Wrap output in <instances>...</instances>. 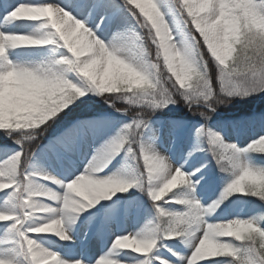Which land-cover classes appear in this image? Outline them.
<instances>
[{
    "label": "snow or ice",
    "instance_id": "obj_1",
    "mask_svg": "<svg viewBox=\"0 0 264 264\" xmlns=\"http://www.w3.org/2000/svg\"><path fill=\"white\" fill-rule=\"evenodd\" d=\"M24 22L31 32L21 30ZM18 48L43 52L38 61L19 62L12 58ZM258 92H264V0H0V131L19 145L0 161V245H11L0 246V264H83L62 259L34 237L70 239L66 222L133 187L146 190L155 223L116 236L95 264H127L120 252L143 257L135 264H174L154 251L161 238L187 241L190 251L178 257L180 264H264V230L256 220L205 219L233 195L264 203V167L241 158L243 152L264 155V136L239 149L207 127L228 98ZM87 93L103 95L130 122L71 179L33 170L40 139ZM178 100L203 118L195 135L206 137L212 158L231 176L206 206L194 195L199 181L191 179L200 169L186 174L142 142L147 115ZM89 128L78 121L62 136L77 138ZM121 152L135 174L101 175ZM173 202L183 210L164 206ZM232 237L240 243L225 239Z\"/></svg>",
    "mask_w": 264,
    "mask_h": 264
},
{
    "label": "rangeland",
    "instance_id": "obj_2",
    "mask_svg": "<svg viewBox=\"0 0 264 264\" xmlns=\"http://www.w3.org/2000/svg\"><path fill=\"white\" fill-rule=\"evenodd\" d=\"M56 2L63 5L66 3V0H56ZM21 30L31 32L33 29L31 24L23 23ZM42 52L43 50L40 48H25V50L18 48L12 50V58L19 62H35L41 58ZM164 75L170 76L171 73H168L167 69L164 68ZM172 79L174 81L175 77H172ZM96 96L99 95L87 93L70 106V111L68 109L62 111L57 124L50 130V133L45 134L44 138L49 134L57 135L50 138L35 154L37 155L41 151H46L54 160L57 167L63 165V159L74 160L76 166L78 165V167H75L76 173H78L82 169L81 165L86 164L105 141L115 135L117 129L130 122L128 116L114 110H108L110 109L108 104L100 106L98 112L95 113L110 111L107 115L80 120L75 119V116H73L74 109H82L85 106L89 107L90 100ZM230 98H247V101L252 103L250 105L244 103L243 105L245 106L237 111L241 113L244 109L245 112L243 114L246 115L228 116L222 115L219 111L215 110L207 121V127L219 133L225 143L234 144L239 149H245L251 141L264 136V111L256 110L260 106V101L264 98V92L252 93L247 96L234 95ZM117 102L121 103L120 101ZM228 102L224 104V107H231L232 102ZM235 102L240 104L242 101L235 100ZM253 103L257 105L253 106ZM195 107L194 105L193 108ZM189 109L182 100H178L175 104H169L166 107L151 111L147 115L148 127L144 131L142 142L150 152L160 151L162 156L167 157L173 166L181 167L186 174L200 169V171L195 172V175L191 179L194 183L197 180L199 181V183H195L194 195L201 204L206 206L220 196L222 189L231 176L229 173L221 171L218 165L212 161L206 137L198 138L195 135L196 129L205 122L198 113V118L189 120L186 117L185 111L183 114V110L187 112ZM89 111L81 116L90 114ZM227 114L231 113L228 112ZM78 121L89 123L90 128L87 134L77 138L63 137L62 133ZM13 135L15 136L16 134ZM44 138L41 139L43 140ZM8 141H13V139L5 135L4 141L0 144L7 143ZM8 146L2 147L0 145V161L7 159L19 150L17 146ZM74 155L80 156V159ZM241 158L253 166L264 167V155L262 154L243 152ZM39 160L41 163L43 162L41 157H39ZM67 167L69 166L67 165ZM46 170V172H55L49 167H46ZM135 170L136 166L131 158L125 155L124 152H121L108 164L103 173H107L106 175L132 176L135 174ZM73 171V169L66 170L68 173H72ZM53 174L51 173V175ZM53 176L57 177L56 174ZM182 191L187 192L188 189L184 188ZM189 195H192V193H189ZM252 200L251 196L233 195L224 201L220 209L206 216L205 219L209 223L233 218L253 219L264 230V217H262V214H264V204ZM150 203L151 201L147 196L146 190H138L136 187H133L126 192L116 193L110 199L102 200L92 208L84 210L81 214L87 212L92 214L88 220L79 223L80 216L77 215L75 221L66 222L65 227H67L66 231L72 240H89L87 249L90 250L91 247L92 250L81 257L80 254H82L85 247H78L77 245L80 243L77 241L78 243L68 245L66 253L61 255L62 259H79L81 261L84 259L83 264H95L97 259L109 252L112 241L116 236L137 234L142 229L151 227L155 223V212L152 208V203ZM164 206L171 211H182L184 208L183 205L174 202ZM93 226L98 228L90 233ZM1 227H4V225H0V233L3 231ZM106 233L107 236L105 238ZM34 238L41 246L51 251H56L58 248L57 242L52 243L47 236ZM225 239L240 243L235 241L234 237ZM9 246L11 247L10 244ZM169 249H171V252ZM154 251L158 252L161 257L172 260L174 264H180L178 257L187 255L190 248L187 241H183L180 238H161L160 244ZM173 252L177 253V256H173ZM120 256L127 264H135L137 259H143L138 254L131 252H120Z\"/></svg>",
    "mask_w": 264,
    "mask_h": 264
},
{
    "label": "trees",
    "instance_id": "obj_3",
    "mask_svg": "<svg viewBox=\"0 0 264 264\" xmlns=\"http://www.w3.org/2000/svg\"><path fill=\"white\" fill-rule=\"evenodd\" d=\"M138 12V11H137ZM145 35H146V30H145ZM149 47L151 48V55H152V58L153 60L155 61V57H156V50H155V47L154 46H151L150 42H149ZM160 63H161V67L163 68V65H162V61H161V57H160ZM96 101L98 103H94V101H92L87 107H83L82 109H79V108H75L74 111H73V115H76V116H81L82 114H86L88 113H94V112H98L100 106L102 107V105H106L108 103H105V99H104V96L103 95H100L99 97L96 98ZM228 101H231L232 102V105L231 107H224V104H220L219 106L216 107V109L218 110H222V111H228L229 109L231 110H234V109H240L242 107H244L245 105H243L244 103L250 105L252 103L248 102L247 100H244L242 101L240 104L239 103H236L235 102V99L234 100H228ZM229 103V102H227ZM84 104V103H83ZM116 104L119 106L121 103L117 102L116 101ZM249 107V106H248ZM259 109H264V98L260 101V106H259ZM245 112V110L243 109L242 110V113ZM194 111L191 110L190 113H189V116L192 117V116H195L196 114H193ZM88 115V114H87ZM5 139V134H2V132H0V143L2 141H4ZM42 139H40L41 141ZM32 147H35V144L32 145ZM251 198L253 199V201L255 202H259V203H262L261 201L258 200V198H255V197H252ZM264 204V203H262Z\"/></svg>",
    "mask_w": 264,
    "mask_h": 264
},
{
    "label": "bare ground",
    "instance_id": "obj_4",
    "mask_svg": "<svg viewBox=\"0 0 264 264\" xmlns=\"http://www.w3.org/2000/svg\"><path fill=\"white\" fill-rule=\"evenodd\" d=\"M155 152V151H154ZM156 153L162 155V153L160 151H157ZM33 170H36V171H47L46 170V166L43 164V163H39L36 161V163L34 165H32L31 167ZM68 174V173H67ZM70 175V174H68ZM50 235V234H49ZM52 236H55V235H52ZM56 237V236H55ZM0 246H6V245H0Z\"/></svg>",
    "mask_w": 264,
    "mask_h": 264
}]
</instances>
